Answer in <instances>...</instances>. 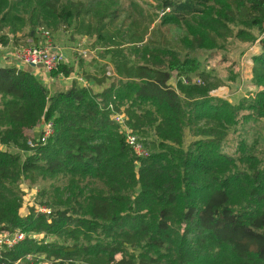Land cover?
Here are the masks:
<instances>
[{"label": "trees", "instance_id": "obj_1", "mask_svg": "<svg viewBox=\"0 0 264 264\" xmlns=\"http://www.w3.org/2000/svg\"><path fill=\"white\" fill-rule=\"evenodd\" d=\"M39 29L87 37L114 74L99 92L76 80L51 89L0 66V232L26 233L0 263L264 264V149L244 138L235 154L222 148L264 119V0H0L3 44L30 46ZM236 42L261 45L253 62L263 72L233 103L211 94L202 59ZM195 72L204 84L186 85ZM111 104L134 133L155 132L148 156L126 142ZM43 118L54 133L30 148ZM40 179L36 203L51 213L21 215L23 183Z\"/></svg>", "mask_w": 264, "mask_h": 264}, {"label": "rangeland", "instance_id": "obj_2", "mask_svg": "<svg viewBox=\"0 0 264 264\" xmlns=\"http://www.w3.org/2000/svg\"><path fill=\"white\" fill-rule=\"evenodd\" d=\"M63 31L64 30H59L51 33L52 39L57 48L62 51L64 62L72 66L74 70L69 77L61 75V81L63 84H70L72 81L76 80L80 85L91 86L96 92L101 91L105 85H108L112 81V75L114 74L112 66L107 63V60L100 56L99 50H91V40L87 37H73L70 32L64 31V33ZM36 35L39 37L41 36L40 32H37ZM18 37H21V33L18 34ZM1 48L4 53H8L7 63L16 64L19 62L22 65L28 66L17 59L16 56L20 46L14 43L13 38L10 39L8 46L2 45ZM260 52L261 45L259 43L236 42L234 46H231L228 52H217L213 54L209 60L202 59L203 67L208 72V83L212 85L217 84V87L211 91V94L227 98L233 103H238L243 96L249 97L252 91L255 90L251 79L259 72L254 65L253 56ZM225 55L227 59H224ZM39 69L41 73H44L42 68ZM102 69L103 72H101ZM93 73H96V75ZM104 76H106L105 84H97L95 79H102ZM92 77H94V79H90ZM189 77V81L184 82L186 85L204 84L202 81L203 78L199 76L198 72L192 73ZM180 79V76L174 73L169 83L176 86ZM50 86H52L51 89H53L54 85ZM39 130L40 128H37L36 131L31 132V135L37 137L40 135ZM135 134L138 136L139 142L144 146L145 152L149 153L151 150L155 149L158 139L153 130L149 131V134H145V136L137 133ZM194 138L195 137L191 135V131L187 129L184 139L185 147H187ZM242 138L246 139L247 143L250 144L254 143L256 140L258 149L263 150L264 119L251 120L244 123L237 132L230 134L223 141L222 148L229 154H235L237 145ZM137 156L143 157L145 155L138 153ZM42 185H44L42 179L34 185H30L29 182L23 183L26 194L21 215H25L32 206H36L37 210L42 206L39 204L40 200H37L36 203V196ZM34 236L37 239H42L45 235L38 233L34 234ZM42 263L47 264L45 262Z\"/></svg>", "mask_w": 264, "mask_h": 264}, {"label": "built area", "instance_id": "obj_3", "mask_svg": "<svg viewBox=\"0 0 264 264\" xmlns=\"http://www.w3.org/2000/svg\"><path fill=\"white\" fill-rule=\"evenodd\" d=\"M38 32L41 34L40 37L38 36L39 42L37 44H31L30 46L20 47L16 57L23 64L42 68L44 73L51 74V72L57 69L61 63H65L64 56L62 51L57 48L49 30L39 29ZM182 81L188 82L187 77H182ZM109 108L112 110V119L118 124L120 130L125 133L126 142L134 149L136 155L140 153L148 156L150 152L148 153L144 151V146L139 142L138 136L128 126V118L124 109L120 111L115 110L112 104L109 106ZM37 128H40V135L37 137L30 135L28 140V145L30 148L36 147L39 143H46L48 138L54 133V123L51 120H46L43 118ZM42 207L43 206L39 207L38 211L48 214L51 213V209L48 207ZM25 237L26 233L20 231L13 234L0 232V251L4 247H13L18 242L24 240ZM0 264L6 263L3 262Z\"/></svg>", "mask_w": 264, "mask_h": 264}, {"label": "crops", "instance_id": "obj_4", "mask_svg": "<svg viewBox=\"0 0 264 264\" xmlns=\"http://www.w3.org/2000/svg\"><path fill=\"white\" fill-rule=\"evenodd\" d=\"M37 37V39H36ZM36 37H29L27 39V42L30 43V44H37L39 42V38H38V35ZM1 41V40H0ZM9 44V43H8ZM8 44H3L0 42V66L1 67H6V66H15L19 69H23V70H26V71H29L31 72L32 74H34L36 77H38L44 84H46L47 86H49L50 88L52 86L50 85H54L53 89L55 88H63V87H68L70 84H63V82L61 81L62 80V77H53L52 74H48V73H41L40 72V69L37 68V67H33V66H25V65H22L20 64L19 62H17L16 64H11V63H7L6 60H7V55L8 53L7 52H3L2 50V45L4 46H8ZM23 47V46H22ZM257 69L259 70L258 73L260 72H263V69L261 68H258ZM94 75H96V73H93ZM54 81V82H53ZM56 81V82H55ZM50 84V85H49ZM106 87V85H105ZM102 89V88H101ZM99 89V90H101ZM103 90V89H102ZM124 109V107H122L120 110ZM119 110V111H120ZM112 118V117H111ZM113 120V119H112ZM116 123V122H115ZM38 126V125H37ZM34 131L37 130V127L33 129Z\"/></svg>", "mask_w": 264, "mask_h": 264}]
</instances>
